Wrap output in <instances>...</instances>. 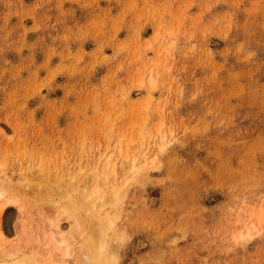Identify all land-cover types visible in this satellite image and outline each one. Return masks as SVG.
<instances>
[{"label":"rangeland","instance_id":"rangeland-1","mask_svg":"<svg viewBox=\"0 0 264 264\" xmlns=\"http://www.w3.org/2000/svg\"><path fill=\"white\" fill-rule=\"evenodd\" d=\"M90 176L114 264H264V0H0V252Z\"/></svg>","mask_w":264,"mask_h":264},{"label":"bare ground","instance_id":"bare-ground-1","mask_svg":"<svg viewBox=\"0 0 264 264\" xmlns=\"http://www.w3.org/2000/svg\"><path fill=\"white\" fill-rule=\"evenodd\" d=\"M96 178L98 180H96L93 176H90L89 181L84 183L81 190L79 189L80 192L77 194L80 200V208L83 210V215H84V212L87 215L85 219L81 220L79 214L77 213L78 211L77 208L76 210H74L67 206H61L59 207L58 212L53 213L52 215L53 220H51V225H52V232L54 234L53 238L55 239L54 245L58 247L57 251H60L59 246L61 244L66 245V246L69 244V242L66 240V237H64L62 234H59L60 231L58 229L59 223L57 221L58 220L57 217H58V214L61 213L62 215H66L69 219H72L71 221H73L70 226V230H69L70 235L68 236H70L72 239L84 238L83 246L81 248V253H80L81 262L83 264H114L115 259L113 256H115L116 250L115 248H113L112 245L108 246V244L105 243V240H104L105 232L110 230L112 227L111 218L110 216H108L107 212H106L107 215L105 214L106 216L104 215V213L103 215L100 214V212L106 207V205L114 206L119 201V195L118 193L114 192L112 193L111 198H109L108 200H104L103 195L99 196V194L104 189H101L100 187H95L94 189H91L92 187L90 188V182H92L93 179H95L97 182H104L103 181L104 179H101L100 177H96ZM72 181H70L71 184L73 183ZM66 195H67L66 197L67 199L71 198L69 194H66ZM3 196H4V192L0 191V200L3 198ZM54 206L56 207L55 204H51V207H54ZM2 210L3 209L0 206V214H2L3 212ZM260 220H263L262 216ZM250 232L251 230H249L246 233V235H250ZM0 237H1V234H0ZM63 256L67 257L68 253H65ZM33 260L23 259V258L16 259L14 257V254L11 253V251L10 252H5V251L0 252V264H62L63 263V259H59L58 254H50L49 256H47L46 254V257L41 256L40 258L33 259Z\"/></svg>","mask_w":264,"mask_h":264}]
</instances>
